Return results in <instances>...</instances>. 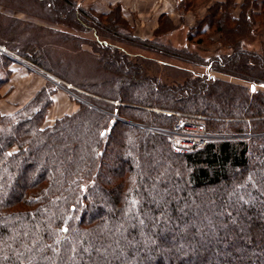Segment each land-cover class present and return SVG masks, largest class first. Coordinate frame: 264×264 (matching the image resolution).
Instances as JSON below:
<instances>
[{
  "label": "trees",
  "instance_id": "trees-1",
  "mask_svg": "<svg viewBox=\"0 0 264 264\" xmlns=\"http://www.w3.org/2000/svg\"><path fill=\"white\" fill-rule=\"evenodd\" d=\"M33 1L72 25L92 22L105 74L77 81L69 66L50 62L45 30L27 32L0 15V43L90 92L78 112L50 128L43 123L56 92L51 84L17 114L0 113V264H264V94L209 74L162 84L125 60L121 48L99 40L129 29L120 5L97 15L79 10L75 0ZM252 1L240 5L239 16L235 0L213 2L186 41L205 46L219 34L232 52L209 60V70L235 67L254 74L256 86L264 83V55L244 45L254 33L255 17L245 13ZM180 3L188 11L194 0ZM177 28L162 15L156 34ZM21 30L29 34L20 37ZM168 49L167 56L188 55ZM11 62L0 54V66ZM129 104L183 115L135 112ZM183 116H202L212 133L254 137L176 154L167 137L142 128L171 127Z\"/></svg>",
  "mask_w": 264,
  "mask_h": 264
},
{
  "label": "rangeland",
  "instance_id": "rangeland-1",
  "mask_svg": "<svg viewBox=\"0 0 264 264\" xmlns=\"http://www.w3.org/2000/svg\"><path fill=\"white\" fill-rule=\"evenodd\" d=\"M16 1L17 2H14L13 0V2H11L10 0L9 2L11 3L6 6L0 5V15L9 19L6 21H18V23H20L19 27L24 30L26 29L25 31L27 32L29 30L32 32L40 28L45 30L44 32H41L40 36L44 44V49L51 55L52 60L50 62L52 64L54 63L55 66L65 65L68 69L70 67L72 74L71 77L79 82L84 81L85 79L89 80L88 82H93L92 80L95 78L98 79L105 74L98 65V60L104 55V50L98 46L93 32L94 29L92 27V22L88 23L86 21V26L84 27L78 24L72 25L68 23L66 19L58 18L57 15H51L49 12L44 11L43 7H39L33 0ZM75 1L77 3L76 6L80 8L79 10H86L85 13L91 11L97 15L104 14L92 9L91 4L84 3L83 5L79 4L78 0ZM215 1L224 0H194L192 9L187 11L186 8L182 7L180 0H176L175 12L179 16V18H176V23L178 24L176 26L178 28L171 33L168 32L163 35H157L156 30L159 27L158 23L157 29L150 34L151 27L149 20L142 21L141 31L139 30L140 28L138 29V21L130 18V20L125 19L128 21L130 30L127 29L126 31H123L120 34V37L122 38L110 35L108 37H103L99 34V40L106 41L111 45L121 48V51H125L129 54V56H126L127 58L125 60L140 64L144 69L146 76H149L150 78L155 77L162 84L173 86L174 84H182L188 78L196 77L199 74H209L213 78L221 79L237 86H243L246 88L251 87V81L252 79L254 80V74L244 76L240 71H236L235 67L220 68L212 71L209 70V60L217 55H226L232 52V50L224 46V42H222L223 39L220 38L219 34H216L210 42L207 41V45L205 46L187 44L186 36L190 29V25H187L188 22L191 23L192 26H195L196 21L204 16L205 13L203 12L206 10L207 6ZM235 1L237 7L234 8L232 12L234 16H239L243 10L240 5L243 4L245 0H240L241 3H239L238 0ZM245 13L248 16L255 17L253 24L254 33L245 38V48L249 51H256L259 54L262 53L264 55V20L262 18V16H264V0H253L246 8ZM88 27H90V29ZM17 30L20 29L18 28ZM27 32L21 30L19 31V36L24 37L29 34ZM129 33H131L130 37L135 40L134 42L126 39L128 37L127 34ZM140 33H142V37L139 35ZM19 36L16 39L19 38L22 43L23 39ZM73 36H76L77 39ZM1 40L7 39L2 38ZM4 42L6 41H3V43ZM7 43L6 46L0 43V54L8 56L12 62L7 67L8 70L6 69V65H4V67L0 66V78L7 76L6 73L10 71V66L13 63L24 66L26 70H28L29 76L20 78L17 85H12L11 87L10 78L12 73L10 71L6 82L0 87V113L2 115L8 116L17 114L34 101L37 95L49 84L56 89V92L51 96L52 103L47 109L43 128H50L55 125L57 120L79 111L81 108L80 102L83 100L82 96H88L90 93L88 90L76 86L73 83L58 77L43 66L31 62L25 56L17 53L16 46L13 45L15 48L9 47L10 42ZM168 48L172 51L186 50L188 51V55L179 53L176 54L175 57L167 56L164 53L170 52ZM156 49L158 51H156ZM33 51L37 52L36 50L30 52ZM37 55L40 56L39 52H37ZM261 58L264 62V58ZM262 66L264 67V65ZM259 79L262 80L264 78ZM26 82L30 84L29 88L26 86ZM262 82H264V80H262ZM255 90L264 94V83L259 82L255 86ZM11 93H15V96H10ZM115 103L119 104V102ZM129 105L131 106L130 109L135 112H153L176 117L183 115L180 111L159 108L156 106ZM181 119H185L184 116L179 120ZM186 119L202 120V116L189 117ZM254 120H256V118H250V121L254 122ZM173 126H142V128L149 132L162 134L168 138V141L171 144L169 131ZM207 130L209 131L208 127ZM209 133L212 135L210 142L237 139L251 140L254 137L253 133L240 136L217 134L210 131ZM14 150H17V148H14ZM261 206L262 202L260 201L256 206V209H261ZM198 228L204 229V226L199 225ZM230 239L231 238H228V240ZM253 253V250H251L250 255H253ZM234 259L243 261L244 258L238 256L234 257Z\"/></svg>",
  "mask_w": 264,
  "mask_h": 264
},
{
  "label": "crops",
  "instance_id": "crops-1",
  "mask_svg": "<svg viewBox=\"0 0 264 264\" xmlns=\"http://www.w3.org/2000/svg\"><path fill=\"white\" fill-rule=\"evenodd\" d=\"M170 1L171 0H78L79 4H91L92 9L99 13H108L114 6L120 5L123 18L126 20H130V18L137 20L138 29L140 28L139 30L142 31V21L149 20L151 27L150 34L157 29L159 19L162 15L169 16L173 23L178 25L176 23V18H179V16L175 12L176 0ZM238 1L241 3L240 0ZM205 11L206 10H204L203 13H205ZM187 25H190V28L193 27L189 22ZM139 35L142 37V33ZM10 71L12 73L10 78L11 87L12 85H17L20 78L29 76L28 70H26L24 66H20L16 63L10 66ZM26 86L29 88L30 84L26 82ZM10 96H15V93H11Z\"/></svg>",
  "mask_w": 264,
  "mask_h": 264
},
{
  "label": "built area",
  "instance_id": "built-area-1",
  "mask_svg": "<svg viewBox=\"0 0 264 264\" xmlns=\"http://www.w3.org/2000/svg\"><path fill=\"white\" fill-rule=\"evenodd\" d=\"M170 142L175 153H187L206 146L212 137L206 124L197 119H181L169 131Z\"/></svg>",
  "mask_w": 264,
  "mask_h": 264
},
{
  "label": "water",
  "instance_id": "water-1",
  "mask_svg": "<svg viewBox=\"0 0 264 264\" xmlns=\"http://www.w3.org/2000/svg\"><path fill=\"white\" fill-rule=\"evenodd\" d=\"M251 90H252V91L255 90V86H254V85L251 86Z\"/></svg>",
  "mask_w": 264,
  "mask_h": 264
}]
</instances>
